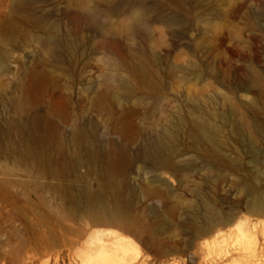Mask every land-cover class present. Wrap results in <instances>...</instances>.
Instances as JSON below:
<instances>
[{
	"label": "rangeland",
	"instance_id": "374dc122",
	"mask_svg": "<svg viewBox=\"0 0 264 264\" xmlns=\"http://www.w3.org/2000/svg\"><path fill=\"white\" fill-rule=\"evenodd\" d=\"M256 196L264 0H0V264H264Z\"/></svg>",
	"mask_w": 264,
	"mask_h": 264
},
{
	"label": "bare ground",
	"instance_id": "6f19581e",
	"mask_svg": "<svg viewBox=\"0 0 264 264\" xmlns=\"http://www.w3.org/2000/svg\"><path fill=\"white\" fill-rule=\"evenodd\" d=\"M45 44L48 46H52V43L49 40L45 39ZM43 42V43H44ZM31 127L33 124L30 125ZM197 129H200L201 132L205 129L204 123L197 124ZM32 138L31 140L33 142L38 141V136L36 135V132L31 134ZM153 154L155 159H162L164 155V143L163 138L158 139ZM119 160H125L127 158V154L123 149H120L119 155L117 156ZM164 161V160H160ZM261 199H259L257 196L251 201V203L248 205L247 210L251 212H260L261 214H264V208H262V202L260 203ZM86 202L88 203V207H96L97 204H99L101 201L97 199V195L89 194L87 196ZM264 206V205H263ZM118 208V207H117ZM115 211V210H114ZM117 211H115L114 218H118ZM102 222H108V221H102ZM113 222V220L111 221ZM114 222H117V220H114ZM99 232H94V234L91 236V238L85 242V245L79 249V254L73 255L77 258V264H133V261L127 260L124 262L122 255L120 254V245L117 241L109 240L108 238L102 237ZM250 244L247 246L246 244H241V246H237L236 251H239L240 254H242L243 257H245L247 254L251 251ZM78 253V252H77ZM72 256V257H73ZM75 262V261H74ZM76 264V263H75Z\"/></svg>",
	"mask_w": 264,
	"mask_h": 264
}]
</instances>
